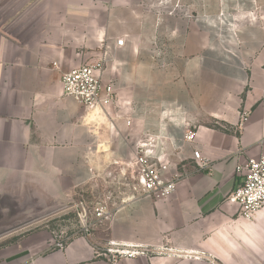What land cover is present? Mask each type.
I'll list each match as a JSON object with an SVG mask.
<instances>
[{
  "label": "crops",
  "instance_id": "0c3cea01",
  "mask_svg": "<svg viewBox=\"0 0 264 264\" xmlns=\"http://www.w3.org/2000/svg\"><path fill=\"white\" fill-rule=\"evenodd\" d=\"M83 65H101L108 108L63 96ZM147 137L181 175L167 199L137 182ZM261 156L264 0H0V264H264V205L244 219L226 200ZM80 200L106 208L86 236ZM110 243L143 255L94 257Z\"/></svg>",
  "mask_w": 264,
  "mask_h": 264
},
{
  "label": "built area",
  "instance_id": "2783aa9c",
  "mask_svg": "<svg viewBox=\"0 0 264 264\" xmlns=\"http://www.w3.org/2000/svg\"><path fill=\"white\" fill-rule=\"evenodd\" d=\"M123 40L116 41L121 46ZM57 64L54 63L53 66ZM101 65L92 67L83 65L76 69L67 71L61 75L60 83L63 96L70 97L87 110L106 109L115 102L116 93L111 85H102L97 75ZM247 119V113L239 115V126ZM127 126L130 125V118H125ZM194 134L187 132L184 140H192ZM160 139L147 137L138 140L135 149L136 153L132 159V165L136 170L138 184L142 187L143 193L156 199H167L177 189L181 175L176 167L162 161L163 147ZM160 143V153L156 155L154 150L148 147H155ZM193 159L200 169L211 171V163L208 158L203 157L199 152L193 153ZM239 174L243 176L242 184L227 197V202L238 206V216L250 219L264 205V156L258 159H248L239 168ZM76 218L83 235L89 234V217L92 214L95 218H101L106 213L103 205L97 204L89 209L83 200L74 205ZM94 257L116 263L123 258H134L143 255L138 247L127 244L110 243L106 248L91 247Z\"/></svg>",
  "mask_w": 264,
  "mask_h": 264
},
{
  "label": "rangeland",
  "instance_id": "374dc122",
  "mask_svg": "<svg viewBox=\"0 0 264 264\" xmlns=\"http://www.w3.org/2000/svg\"><path fill=\"white\" fill-rule=\"evenodd\" d=\"M66 218H67L66 219L67 224H68V222L71 223L72 225L75 224V217L73 214L67 215ZM77 222H78V220H77ZM63 224H64L63 222L58 221V219L56 218L55 220H52L49 225L51 226V228H55L57 230L58 227L60 228Z\"/></svg>",
  "mask_w": 264,
  "mask_h": 264
}]
</instances>
